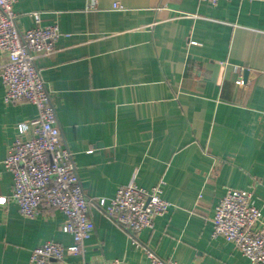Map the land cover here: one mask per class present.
Masks as SVG:
<instances>
[{
  "label": "crops",
  "instance_id": "obj_1",
  "mask_svg": "<svg viewBox=\"0 0 264 264\" xmlns=\"http://www.w3.org/2000/svg\"><path fill=\"white\" fill-rule=\"evenodd\" d=\"M14 10L21 32L33 13L61 32L38 66L86 196L109 201L122 186L163 183L171 204L139 248L92 208L84 257L54 264H150L144 248L178 264H252L212 234L228 189L251 191L264 215V3L17 0ZM37 115L5 104L0 78V264H30L47 242L74 245L64 214L40 208L26 219L10 200L4 163L18 124Z\"/></svg>",
  "mask_w": 264,
  "mask_h": 264
},
{
  "label": "built area",
  "instance_id": "obj_2",
  "mask_svg": "<svg viewBox=\"0 0 264 264\" xmlns=\"http://www.w3.org/2000/svg\"><path fill=\"white\" fill-rule=\"evenodd\" d=\"M17 0H0V78L4 86V103L31 104L37 117L17 126V136L4 166L13 176L11 201L19 214L35 219L40 208L59 211L67 218L62 231L71 234L74 245L64 247L47 242L32 251L30 264L64 263L68 255L84 257L85 243L95 233L92 208L98 209L118 228L124 230L132 244L141 247L138 237L153 230L155 220L169 213L171 204L163 199V183L147 190L136 185L122 186L109 201L88 198L81 186L73 154L64 143L58 124L52 93L47 89L38 62L56 52L61 37L58 26H43L40 14L33 13L34 26L21 32ZM217 5L230 0H200ZM244 1V0H243ZM258 1L264 0H245ZM96 8V0H87ZM120 9V6H117ZM214 239H223L252 264H264V215L253 204L248 190L228 189L218 204L213 219ZM150 264H178L160 259L144 248ZM82 264H126L120 260Z\"/></svg>",
  "mask_w": 264,
  "mask_h": 264
}]
</instances>
